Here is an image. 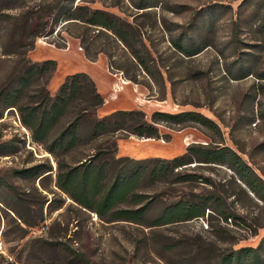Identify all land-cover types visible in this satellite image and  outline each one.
<instances>
[{
  "label": "rangeland",
  "instance_id": "374dc122",
  "mask_svg": "<svg viewBox=\"0 0 264 264\" xmlns=\"http://www.w3.org/2000/svg\"><path fill=\"white\" fill-rule=\"evenodd\" d=\"M59 1L0 0V93L23 60L53 61L49 80H40L28 95L45 83L55 95L67 76L85 73L105 100L99 117L119 110H140L149 120L156 111L198 112L220 129L214 135L193 122L160 125V139H119L118 157L173 159L191 144L212 143L236 151L264 180V0H68L119 18L129 48L97 27L69 22L52 27L55 13L48 14V7ZM82 40L96 56L93 61ZM178 46L197 54L187 56ZM0 111V202L16 206L29 222L44 206L45 217L29 228L12 212L6 216L0 203V264H216L231 248L256 247L264 236V228L252 236L209 211L161 227L106 223L57 188L56 161L33 142L18 109L0 103ZM49 165L52 171L38 179L35 171L28 178L15 174ZM189 172L213 185L158 183L141 191L163 199L214 191L248 225L264 226V203L227 167L194 164ZM13 189L25 208L14 200ZM54 207L59 208L50 212ZM158 215L153 212L149 222Z\"/></svg>",
  "mask_w": 264,
  "mask_h": 264
},
{
  "label": "trees",
  "instance_id": "16d2710c",
  "mask_svg": "<svg viewBox=\"0 0 264 264\" xmlns=\"http://www.w3.org/2000/svg\"><path fill=\"white\" fill-rule=\"evenodd\" d=\"M74 3L60 0L48 7V14L55 13L52 27L60 22L77 23L87 28L97 27L110 32L130 47L126 26L119 18L106 11ZM31 20L27 16L25 23ZM49 20L46 24H49ZM81 43L87 58L91 61L96 59L85 41ZM178 48L187 56L197 54L189 47ZM132 54L143 66L139 57ZM54 70L53 61L33 63L23 60L3 87L0 103L5 109H18L22 124L31 131L33 142L43 146L56 161L57 188L81 209L94 212L106 223L125 221L147 227L192 221L205 217L209 211L210 214L221 216L225 222L234 221L236 226L249 230L252 236H258L259 229L264 226L248 225L244 218L231 212L214 191L182 195L173 193L166 199L160 194L148 195L141 191L144 185L158 183H203L211 186L213 183L209 178L190 173L189 168L194 164L223 166L231 170L249 192L264 203V180L233 149L212 143L191 144L184 154L173 159L136 160L117 156L119 139L132 136L145 140L160 139V125L175 126L193 122L219 135L220 129L211 119L198 112L172 114L156 111L149 120L140 110H119L109 116L99 117L97 113L105 100L95 82L85 73L67 76L55 95L50 93L46 83L28 95L29 90L40 80H49ZM2 116L0 111V118ZM119 134L122 136L119 137ZM88 146H91L89 152L85 149ZM68 156H72L71 161L67 160ZM34 171L33 175L38 179L51 172L52 166H38L15 174L28 178ZM13 190L14 200L21 208H25L24 200ZM0 203L6 208V216L12 212L29 228L38 227L45 221L44 206L38 211L37 219L29 222L16 206ZM58 208H51L50 212ZM156 210L159 215L150 223L152 213ZM220 258L216 264H264V236L256 247L231 248Z\"/></svg>",
  "mask_w": 264,
  "mask_h": 264
}]
</instances>
